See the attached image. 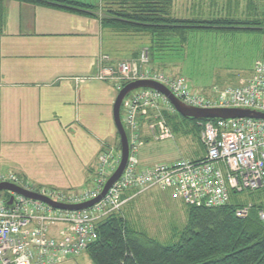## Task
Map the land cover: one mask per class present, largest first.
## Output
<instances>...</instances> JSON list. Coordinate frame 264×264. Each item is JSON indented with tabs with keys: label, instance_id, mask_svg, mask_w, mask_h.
Returning <instances> with one entry per match:
<instances>
[{
	"label": "built area",
	"instance_id": "2783aa9c",
	"mask_svg": "<svg viewBox=\"0 0 264 264\" xmlns=\"http://www.w3.org/2000/svg\"><path fill=\"white\" fill-rule=\"evenodd\" d=\"M108 59L111 58L106 53L99 58L103 65L92 77L109 80L118 91L130 81L152 79L165 84L188 105L244 107L264 112V57L255 61L249 76L240 77L235 85L215 84L210 94L193 90L183 75L174 76L155 68L149 48L142 49L136 59H121L116 64ZM122 110V120L128 130L129 159L120 177L93 205L69 209L11 189H5L2 195L0 191V264H55L68 255L81 254L96 240L97 222L121 210L123 194L128 188L142 192L152 187H170L187 204L205 207L227 203L233 192L258 191L260 200L238 206L236 214L246 216L258 202V217L264 222L263 118L202 119L200 140L205 149L202 157L139 165L137 151L145 143L140 118H149V135L171 136L164 113H173L176 108L158 89L139 87L124 99ZM121 159V147L103 143L97 167L89 175L91 182L80 190L37 186L14 170L1 172L0 182L14 183L58 202L76 204L98 196ZM12 196V203H8ZM59 222L63 223L62 229L50 236V227Z\"/></svg>",
	"mask_w": 264,
	"mask_h": 264
},
{
	"label": "rangeland",
	"instance_id": "374dc122",
	"mask_svg": "<svg viewBox=\"0 0 264 264\" xmlns=\"http://www.w3.org/2000/svg\"><path fill=\"white\" fill-rule=\"evenodd\" d=\"M123 1L114 0L113 2L119 6ZM216 1L219 4V11L216 8L212 9L210 0H194L193 4H188V7L192 5L195 11L191 10V12L194 11L192 13L199 18L226 13L246 16L257 9L264 10V0ZM179 6L184 10L185 5H182L181 1ZM97 9L101 14L105 12V9H99V6ZM117 32L120 33L119 36L122 35L121 39L126 41V44L120 46L121 49L128 52V55L132 51H138L131 58L130 56L124 58L128 56L125 54L121 55L122 60L138 58L144 48H149L150 51L153 37L151 32L141 31L135 26L119 28ZM189 37V40L179 48L173 49L172 46H167L163 48V51L157 49L156 57L152 58L150 53V59L155 68L174 76H185L190 87L202 93L210 94L215 84L221 87L237 84L240 77L249 76L252 73L255 61L264 56V32L261 30L237 32L205 30L191 32ZM171 39L179 42L177 37ZM103 54L101 52L99 58ZM111 59L108 61L110 62ZM121 59H112L115 61L113 64ZM98 65H103L99 59ZM89 83L90 89L84 86L80 95L81 113L83 110L81 121L67 125H50L48 132L38 127V130L33 131L26 139H18L19 148L27 155H20L23 161L20 167L17 165L9 167L12 166L11 163L6 161L9 166L2 167L3 170L12 169L24 176L26 173L27 179L37 186L80 190L83 186L90 184L91 180L87 176L89 172H93L96 159L93 157V152L90 154L89 149L93 148L94 142L97 147L99 145L92 130L99 137L108 138L111 142L116 138L119 145L120 135L113 115V104L119 91L109 80L96 78L89 80ZM86 110L92 111L95 123L87 122ZM173 113L175 118L169 121L173 134L171 137L149 135L147 122H141V135L144 136L145 143L139 148L137 154L139 164L172 161L179 158L191 159L203 152L204 146L200 140L202 125L200 126L195 119L187 116L182 115L184 116L182 118L177 110ZM122 114L121 107V116ZM181 119H183L182 122ZM90 159L93 165L87 163ZM24 160L27 162L24 163ZM4 191L5 189L1 190V195ZM231 200L259 201L260 196L258 191L233 192ZM120 211L131 228L144 232L165 244L174 243L179 239L189 219V205L170 187L144 192L125 203ZM62 227V222L53 224L49 229V235L53 236L54 232ZM55 264H95V262L90 253L85 250L79 255H68Z\"/></svg>",
	"mask_w": 264,
	"mask_h": 264
},
{
	"label": "crops",
	"instance_id": "0c3cea01",
	"mask_svg": "<svg viewBox=\"0 0 264 264\" xmlns=\"http://www.w3.org/2000/svg\"><path fill=\"white\" fill-rule=\"evenodd\" d=\"M75 1L94 7L79 11L29 0H0V173L7 171L2 168L8 165L6 161L11 163L12 166L8 165L9 167H20L23 163L20 155L27 154L19 148L18 139H26L38 127L48 132L50 125L81 121V91L84 86L90 89L89 80L96 79L92 76L98 71L101 52L110 55L113 60L121 59L123 54L128 55L120 47L126 41L121 39L122 35H118L120 33L117 29L131 26L119 20H109L105 12L101 14L97 9L98 6L99 9H112L117 6L114 0ZM180 1L185 5L184 10L179 6ZM193 2L194 0H173L172 15L181 18L195 17L194 7H188ZM210 6L213 10H220L216 0H210ZM191 10H194L193 13ZM103 17L107 21L103 22ZM137 53V50L132 51L124 58L134 57ZM85 112L87 122L95 123L92 111ZM164 114L170 127L168 115L174 113ZM142 121L147 122L148 133L151 134L146 117L140 121V131ZM92 132L99 141L98 147L94 142L93 148L89 149L90 154L93 152L97 167L103 143L115 148L120 145L116 138L111 142L108 138L99 137L95 131ZM138 152L139 149L137 154ZM204 153L205 149L191 159H198ZM90 161L91 159L87 163ZM91 173L93 172H89L88 178ZM25 177L28 178L26 173ZM155 188L158 187L142 192L133 188L126 189L123 205Z\"/></svg>",
	"mask_w": 264,
	"mask_h": 264
},
{
	"label": "trees",
	"instance_id": "16d2710c",
	"mask_svg": "<svg viewBox=\"0 0 264 264\" xmlns=\"http://www.w3.org/2000/svg\"><path fill=\"white\" fill-rule=\"evenodd\" d=\"M29 1L79 11L94 7L75 0ZM172 4L173 0H124L121 5L106 9L105 16L151 32L152 58L156 57L157 49L163 51L167 46L176 49L184 45L191 32H264L262 8L246 16L226 13L207 18H181L172 15ZM171 35L179 38V42L173 41ZM172 118L175 113L168 115V121ZM192 119L201 126L202 119ZM245 203L230 198L227 203L213 207L188 204V222L179 239L171 244L131 228L121 211H114L97 222L98 236L86 251L95 264H264V222L258 217L260 204L255 202L246 216H238V206Z\"/></svg>",
	"mask_w": 264,
	"mask_h": 264
},
{
	"label": "water",
	"instance_id": "95a60500",
	"mask_svg": "<svg viewBox=\"0 0 264 264\" xmlns=\"http://www.w3.org/2000/svg\"><path fill=\"white\" fill-rule=\"evenodd\" d=\"M139 87H151V88L158 89L170 99L172 104L175 106L176 110L179 113H181V115H184L187 117H192V118H197V119H208V118H215V117L225 118V117L247 116V117H255V118L264 119V112L256 110V109H250V108H244V107L201 108V107H195L192 105H188L184 103L182 100H180L178 97H176L165 84L152 80V79H136V80L128 82L120 89V91L118 92L115 98L114 104H113L114 121H115L116 128L118 130V133L120 135L122 159L118 167L116 168V170L107 179L101 193L98 196L88 201L76 203V204L62 203V202L52 200L49 197L41 195L37 192L24 189L23 187L19 185H16L14 183L7 182V181L0 182V191L3 189H11L15 192L24 194L27 197L41 199L56 207H63V208H69V209L89 207L93 205L95 202H97L98 200H100L107 193L111 185L120 177V175L124 171L126 164L128 162L129 153H130L129 138H128L126 127L122 120L121 107H122L124 99L128 96V94L132 90L139 88ZM12 199H13V196L8 201V203H12Z\"/></svg>",
	"mask_w": 264,
	"mask_h": 264
}]
</instances>
